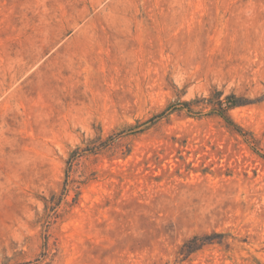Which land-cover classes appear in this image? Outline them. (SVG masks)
Returning a JSON list of instances; mask_svg holds the SVG:
<instances>
[{
    "label": "rangeland",
    "instance_id": "1",
    "mask_svg": "<svg viewBox=\"0 0 264 264\" xmlns=\"http://www.w3.org/2000/svg\"><path fill=\"white\" fill-rule=\"evenodd\" d=\"M0 264H264V0H0Z\"/></svg>",
    "mask_w": 264,
    "mask_h": 264
},
{
    "label": "trees",
    "instance_id": "2",
    "mask_svg": "<svg viewBox=\"0 0 264 264\" xmlns=\"http://www.w3.org/2000/svg\"><path fill=\"white\" fill-rule=\"evenodd\" d=\"M229 98H227L228 100ZM239 104H236V103H232V102H227L225 104V109L222 110L221 112H219V115L228 123H232V121L230 120V118L226 115V112L232 108V107H235V106H238Z\"/></svg>",
    "mask_w": 264,
    "mask_h": 264
}]
</instances>
